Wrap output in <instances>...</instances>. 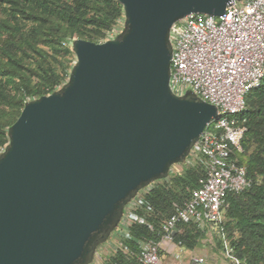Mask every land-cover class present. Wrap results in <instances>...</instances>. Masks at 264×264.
<instances>
[{"label":"water","instance_id":"1","mask_svg":"<svg viewBox=\"0 0 264 264\" xmlns=\"http://www.w3.org/2000/svg\"><path fill=\"white\" fill-rule=\"evenodd\" d=\"M124 28L76 39L68 81L27 101L0 154V264H90L136 193L185 161L218 108L170 86V30L233 0H118Z\"/></svg>","mask_w":264,"mask_h":264},{"label":"built area","instance_id":"2","mask_svg":"<svg viewBox=\"0 0 264 264\" xmlns=\"http://www.w3.org/2000/svg\"><path fill=\"white\" fill-rule=\"evenodd\" d=\"M120 32L115 26L110 33ZM172 92L178 96L191 90L200 99L218 108L193 144L185 161L170 166L165 177L153 180L125 205L113 231L109 248L98 246L90 264H109L122 254L129 264H207L200 255L183 259L186 247L177 235L183 224L200 229L219 227L223 248L231 263L241 264L224 223L227 196L250 188L243 140L247 131L249 94L264 80V0H233L223 15L191 13L170 30ZM199 172L195 187H186L187 197L173 202V213L159 221L158 237L135 238L136 224L156 230L160 211L150 200L160 187L175 188V180L188 170ZM134 241L136 249L130 245ZM103 245V244H101ZM107 249V250H105ZM111 264H123L113 261Z\"/></svg>","mask_w":264,"mask_h":264},{"label":"trees","instance_id":"3","mask_svg":"<svg viewBox=\"0 0 264 264\" xmlns=\"http://www.w3.org/2000/svg\"><path fill=\"white\" fill-rule=\"evenodd\" d=\"M28 1L30 3L26 5L20 0H0V104L16 101L19 104L17 115L27 101L51 94L68 81L70 73L60 70L63 62L59 59L71 52L63 42L68 34L94 41L125 18L123 5L118 0ZM7 4L12 7H7ZM29 19L49 23V36L44 41L37 27L26 28ZM64 26L67 27L66 31L63 30ZM40 40L52 44L53 52L59 56L49 55L41 49L38 46ZM67 43L71 44L70 41ZM29 52L42 56L41 63L52 57L60 66L50 61L45 65L40 63L41 72L36 71L39 80L33 83L30 75L21 74V69L25 67L23 56ZM18 77L21 78L19 83L16 82ZM16 88L20 90L18 99L13 94ZM242 116L247 118V131L243 140L246 153L241 162L246 164L253 184L241 193L228 194L224 229L241 264H264V80L260 88L249 94L247 109ZM15 121L12 117L0 121V154L9 144V129ZM198 176L199 172L191 169L176 178L175 188L160 187L154 190L150 200L161 213L156 219V230L151 231L146 226L136 224L132 227V235L135 238H157L159 221L173 213L174 201L187 197L186 187H195ZM182 229L177 239H181L190 250L197 247L207 231L191 223L183 224ZM219 244L223 247L222 239H219ZM130 245L136 249L134 241H130ZM113 261L129 264L122 254L112 257L109 264Z\"/></svg>","mask_w":264,"mask_h":264},{"label":"rangeland","instance_id":"4","mask_svg":"<svg viewBox=\"0 0 264 264\" xmlns=\"http://www.w3.org/2000/svg\"><path fill=\"white\" fill-rule=\"evenodd\" d=\"M68 1H72V0H68ZM20 2L28 5L30 2L28 0H20ZM9 8H11V4H7ZM19 14L23 17V14L21 12H19ZM2 17H4V15H1ZM125 16V15H124ZM25 20V18H23ZM26 28H34L37 27L39 29V36L40 38L44 41L46 39V37L49 36V30L47 29V26L49 25L48 22H46L45 20H39V19H29L26 21ZM124 22H125V18L120 20L118 22V25L116 26L118 30H120V32L111 34L110 31H106L104 36H100L99 38H97V40H94V42H105L107 40L113 39L115 38L118 34H120L124 28ZM67 27L64 26L63 30L66 31ZM83 37H80L77 34H68L66 36V39L63 41L65 44V47L70 48L71 52L65 56H60L61 61L63 62V65L60 67V70L63 73H71L74 65L77 63V55L73 49V41L76 39H79ZM42 40L39 41L38 46L45 50L49 55L51 54H55L56 57L59 56V54L57 52H53V48H52V44L49 43H45ZM88 40V39H86ZM67 41H70L71 44H68ZM41 57L37 52H29L27 55H24V64L25 67L21 69V74L24 75H30L33 83H35L36 81L39 80L38 74L36 73V71L41 72L40 69V63H41ZM53 62L54 64H56L57 62H55V60L50 57L48 58V60H46L45 62L43 61L41 63V65H45V63L47 64V62ZM57 66L59 67L60 64L57 63ZM29 67V68H28ZM21 81V78H17L16 82L19 83ZM61 88V87H60ZM58 88V89H60ZM57 89V90H58ZM14 97L15 99H18L20 97V90L19 88H16L13 91ZM30 101V100H29ZM24 108V107H23ZM23 108L21 109V112L23 110ZM19 109V104L16 103V101L14 103L11 104H6V103H1L0 104V121H6L8 119H10L12 117L15 118V120H17V118L20 116L21 112L19 115H17V111ZM113 232L110 236V238L104 242V245H108L110 244V242L113 239ZM219 239H221L220 233H219V227L214 226V227H210L203 239L200 241V243L197 245V247H195L194 249H187L184 253V257L183 259L185 260V262L187 263L189 261V257L191 255H200L202 256L205 261L207 262V264H229L230 259L227 256L225 249L223 247L220 246L219 244ZM100 247H103V245H99ZM107 250V249H105ZM111 251V246L109 249V252ZM168 264H174L173 261L169 260Z\"/></svg>","mask_w":264,"mask_h":264},{"label":"crops","instance_id":"5","mask_svg":"<svg viewBox=\"0 0 264 264\" xmlns=\"http://www.w3.org/2000/svg\"><path fill=\"white\" fill-rule=\"evenodd\" d=\"M103 247H105V248H109V247H110V244H108V245H104V244H103Z\"/></svg>","mask_w":264,"mask_h":264}]
</instances>
